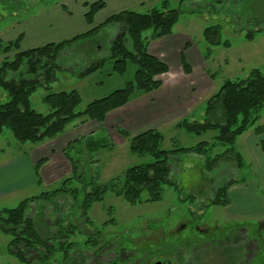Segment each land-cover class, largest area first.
Masks as SVG:
<instances>
[{"label": "rangeland", "instance_id": "374dc122", "mask_svg": "<svg viewBox=\"0 0 264 264\" xmlns=\"http://www.w3.org/2000/svg\"><path fill=\"white\" fill-rule=\"evenodd\" d=\"M81 1L0 0V38L8 42L25 31L30 42L21 43L23 49L34 47L31 46V40L44 38L49 39L48 42L51 39L58 42L71 38L80 31L77 28L63 30L62 26L67 21L60 19V15L57 16L55 11L59 8L68 11L67 13L69 10L74 11L73 20L78 23L80 9L76 2ZM165 1L149 0L145 8L135 7L137 11L146 13L154 8L161 9ZM167 2L168 9L179 6L184 8L178 29H185L190 33L197 48L195 55L199 57L200 54L205 67L208 66L211 84L197 76L193 77L192 81H196L197 86L192 90L193 95H186L188 100L197 102L189 119L202 122L205 119L206 95L218 92L227 80L246 78L253 69H259L264 74V29L256 31L264 28V0H186L184 3L180 0H167ZM212 25L222 27V42L228 41L230 46L224 44L213 46L207 42L204 32ZM250 30L255 31L251 40L246 37L247 31ZM117 32V25H113L93 37L102 45L101 56L107 59L101 69L86 76H78V72L91 62L94 47L86 41H79L72 48H67L59 62L62 69L57 71V80L51 84L49 91L77 90L82 96V103L78 108L80 111L91 101L106 97L116 89L125 87L129 81H133L137 68L133 62L128 63L124 73H117L114 72V61L109 58L111 42ZM148 34L150 32H147ZM13 55L14 53H0V65L5 57L12 59ZM175 64L173 63V67ZM174 69L176 71V67ZM183 70L185 71L184 66ZM49 91L39 87L31 96L32 107L43 114L51 111L43 99ZM149 93L136 90L130 101ZM8 100L7 93L0 88V102ZM150 109L139 111L137 120L130 119V123L140 125L155 123L156 129L163 135L160 144L162 149L193 147L201 141L212 142L216 135L214 131L202 135L188 133L176 127L178 121L160 125L159 119L164 113H160L159 116L157 115L159 110L153 108L149 115ZM259 115L260 118L254 126L236 140V151L243 157L241 166L238 165L236 157L224 158L209 170L205 167L204 156L196 153L174 155L170 159L172 165L170 177L177 187L164 185L161 200L143 201L132 205L124 198L116 196L112 190H108L103 194L102 201L91 204L87 220L82 216L83 199L87 192L98 186L110 184L123 176L128 168L151 162L153 157L133 154L129 140L118 133V128L121 127L114 128L117 135H112L105 129H97L88 138L73 143L69 150V156L76 160L75 172L64 155L70 166V171L65 173L63 168L65 163L60 160L63 156L58 155L44 169L45 176L42 174V168L40 169L38 179L35 167L30 164L29 159L32 157L31 151L39 144L21 142L9 129H5L0 133V211L15 208L26 198L45 192L62 187L68 190L61 191L60 195L49 200L33 203L27 212L29 217H36L43 238L47 236L46 232L61 229L60 233H56L57 249L52 257V264H62L64 260V252L58 245L59 237L62 236L76 244L70 250L71 254L77 256L70 262L72 264H107L115 258L118 259V264H135L137 260L138 264H154L157 261L164 264L169 261L173 264H184V258L177 254L179 250H183L187 256L193 255L192 261H195V264L196 262L245 264L244 259L251 253L253 256L257 255L254 259L253 256L249 258L246 264H264V233H259L262 225L260 218L264 220V216L256 214L232 218L226 213L227 206L211 204L217 188L228 181L253 180L258 184L259 190L253 198L256 207L252 206L255 207V212L261 208L259 201L264 202L262 169L258 168L253 159L254 155L247 146L248 137L254 135L255 127L264 125V106ZM78 121L80 120L69 123L65 129L73 131V126ZM93 141L99 142L92 145ZM224 149L220 146L216 152H222ZM25 156L28 161L21 163L20 169L17 170L16 164L19 160L24 161L22 157ZM69 177L71 179L65 183V179ZM8 186L18 187L5 191ZM3 190L6 194L1 195ZM256 196L261 199H255ZM147 197L148 192H143L142 199L145 200ZM72 223L78 227L74 234L64 229ZM240 226L248 228L251 238L259 233L260 238L257 242L263 247H260L258 253L255 252L259 249L253 247L248 250L249 252L248 247L245 249V246H250L249 237L248 239L241 237L247 230L241 231V237L234 232V229ZM97 230L106 241H102L101 247H95L97 250L90 251V244L87 242L93 238L92 236H97ZM12 238L13 236L5 233L0 226V264H22L9 252ZM121 248L125 249L119 254Z\"/></svg>", "mask_w": 264, "mask_h": 264}, {"label": "trees", "instance_id": "16d2710c", "mask_svg": "<svg viewBox=\"0 0 264 264\" xmlns=\"http://www.w3.org/2000/svg\"><path fill=\"white\" fill-rule=\"evenodd\" d=\"M186 0H181L184 3ZM188 1V0H187ZM88 10L85 19L92 24L95 15L106 6L104 0L85 3ZM184 8L161 9L154 8L146 13L134 10H122L109 16L102 24L93 27L89 31L75 35L58 42H48L44 45L22 49L21 43L24 34L8 42L0 38V53H14L13 58L5 57L0 65V88L3 89L9 100L0 102V133L9 129L14 137L21 142L40 143L47 139H53L65 131L66 126L80 120V124L89 121L103 123L107 115L118 108L127 105L136 90L146 93L158 90L162 86L160 75L169 71V66L149 52V44L173 34L174 27L178 23ZM117 25L118 32L110 46L109 58L114 61V72L124 73L128 63L136 65L135 77L125 87L116 89L106 97L91 101L84 110H78L82 103V96L77 90L52 92L51 84L57 80V71L62 69L60 58L67 48H72L79 41H86L94 47L91 62L78 72V76L89 75L104 65L106 57L101 56L102 45L95 41L103 28ZM264 28L256 31H261ZM150 32V36H147ZM205 38L211 45H227L222 42V27L212 25L205 29ZM255 31H247L246 37L254 38ZM186 72H190V66L183 61ZM44 87L49 92L44 96V102L50 107L48 114L38 112L32 107L31 96L39 88ZM264 106V74L259 69H253L244 79L227 80L218 90L206 100L205 119L200 122L183 118L176 124L177 128L186 132L202 135L209 131L216 132L213 141H201L193 147H176L172 150L162 149V133L157 129H149L139 134H131L124 128H118V133L130 142V150L140 156L150 155L153 161L135 165L128 168L124 175L115 179L106 186H98L87 192L83 199L82 216L86 220L88 209L96 201H102L103 194L112 190L116 196L124 198L128 203L135 205L143 201L156 202L162 199L163 186L166 184L177 187L171 179L172 156L184 153H196L205 157V167L213 169L221 159L236 157L239 166L243 164L242 155L236 151L235 143L239 136L254 126L260 118V110ZM257 136L264 134V125L255 127ZM68 144L64 155L69 160L73 171L77 169L76 160L69 156V150L73 143ZM98 143L99 141H95ZM92 142V145L95 144ZM264 152V139L259 143ZM225 149L216 152L220 147ZM47 162L42 159L35 164V173L40 179V169ZM71 178L65 179L67 183ZM41 181V180H39ZM237 181L230 180L217 188L211 204L228 206L231 202L229 189ZM65 187L45 192L38 196L26 198L15 208H5L0 211V226L5 233L13 236L9 243V252L17 257L22 264H52V257L57 249V231L46 232L43 238L38 229L36 217H29L27 212L30 206L41 200H49L61 194ZM148 192V197L143 200V192ZM85 220V221H86ZM60 221V220H58ZM92 221V220H90ZM46 224V223H45ZM76 224H70L65 228L70 234H74ZM63 232V231H62ZM58 233V234H59ZM97 230V236H92L87 243L90 251L102 246L104 236ZM59 249L64 252L62 264H72L76 254H71V248L76 245L63 236L59 237ZM125 248H121L123 251ZM97 250V249H96ZM119 251V254H120ZM34 254V256H33ZM77 257V256H76ZM115 258L107 264H118Z\"/></svg>", "mask_w": 264, "mask_h": 264}, {"label": "crops", "instance_id": "0c3cea01", "mask_svg": "<svg viewBox=\"0 0 264 264\" xmlns=\"http://www.w3.org/2000/svg\"><path fill=\"white\" fill-rule=\"evenodd\" d=\"M104 1L106 2L105 8H103L95 15L92 24H88L85 19V13L88 10V7L85 6V3H92L94 2L93 0L92 1L82 0L79 3L76 2L77 3L76 6L79 5V9H80L78 23L73 20L74 11L69 10L70 12L67 13L68 11H65L63 8L62 9L59 8L58 10L56 9L55 11L56 15L57 16L60 15V19H62L63 21H67L65 22V24H63L62 29L65 31H69V30H73L74 28H77L78 31H80L79 33L76 34L78 35L86 31H89L93 27L102 24L109 16H111L114 13H117L122 10L135 11L136 10L135 6H141L142 8H145L149 0H104ZM163 7L168 8L167 0L164 2L162 8ZM179 21L177 25L174 27L173 34L157 40H152L149 44V52L169 66V72L166 74H162L158 77L162 81V86L158 90L152 91L144 96L141 95L138 98L130 101L127 105L111 111L107 115L106 120L103 123H98L96 121H89L85 124H80L79 123L80 121H78L73 126L74 127L73 131L71 130L69 131L65 129V131L60 135H58L57 137L37 143L39 144V146H37L31 151L32 157H30L29 159L30 164L34 165L35 167V164L37 162H39L42 159H47V162L42 166V174L43 176H45L46 172L44 171V169H46V166L48 165V163H50V161L56 159L55 156L59 155V156H63L62 159L60 160L61 162L63 161L62 163H65L64 165L65 167H63L65 168V173L69 172L70 171L69 163H67V160L64 158L65 157L64 151L66 147L68 146L69 143L75 140H78L80 138H88L92 134V132H94L97 129H105L108 133L111 132L112 135L113 134L117 135L116 131L114 130L115 127L124 128L133 134L142 133L149 129H156L157 125L155 123H145L142 125H140L139 123L138 124L130 123V119L132 121H136L137 113L139 111L144 110L145 108H151L149 115H151V111L153 110V108L159 110L157 112V115H159L162 112L164 113L163 117L161 116V118L159 119L161 120V123H159L160 125L168 124L169 122H175L183 118L191 117V112L195 104L197 103V102L195 103L194 100L193 102L191 100H188L187 99L188 97H186L187 94L190 96L193 95L192 90L195 89L197 86L196 81H192L193 80L192 78L197 76V78H200L201 80L210 83V79H209L210 74L208 73V69H207L208 66L206 65L205 67V63L202 61L200 54L198 57V55H195L194 53L195 51H197V48L194 45L190 33L187 32L185 29L183 30L178 29ZM108 27L109 26L103 28L102 31H104ZM22 33L24 34L22 44L30 42L28 41L26 32L23 31ZM63 34H67V33H63ZM147 36H150V34H148ZM48 41L49 39H44V38L31 40L32 42L31 46L34 47L41 46L40 44L45 42L48 43ZM50 42H53L52 39ZM183 61H186V63H188V65L190 66L191 72L189 74H187L183 70V65H182ZM173 63H176L175 64L176 71L174 69L175 67H173L174 66ZM209 96L211 95H206L205 100H207ZM156 104L157 106H155ZM262 139H264V134L257 136L254 133V135L248 137L247 146L254 155L253 159L255 163L258 165V168L262 169L261 175L263 176V180H264V152L262 151L259 145ZM22 158L24 161L19 160L18 163L16 164L17 170L20 169L21 163L23 164V162L28 161L27 156ZM17 187L8 186V188L4 190L11 191V190H15L14 188ZM4 190L2 191L1 195L6 194ZM258 190H259L258 184L253 180L237 181V183L234 184L229 189V197L231 202L226 207L227 215L231 216L232 218H241V217L243 218L245 216L249 217V216H254L256 214L258 215L260 214L264 216V202H262L261 200L259 201L261 208L257 212H255L254 209L256 207L255 205L256 202L255 200H253V198L255 197L254 194L257 193ZM255 199L259 200L261 199V197L256 196ZM252 205H254L255 207H253ZM260 222L262 225L260 226L259 233H264L263 218H260ZM204 230L206 231L207 229L205 228ZM242 230H247V232L243 233L244 236H242V232H241ZM234 232L240 235V237L242 236L241 238H246V239H248L250 234L246 226L237 227L234 229ZM259 233L255 234L256 235L255 237L252 238L249 237V242H250L249 251L251 250L252 247L255 249H259L256 252L252 249L255 253H258L260 251V247L262 245H259L257 242L260 238ZM256 255L257 254L253 256V254L251 253L249 255L250 257L249 256L247 257V260L252 256H253L252 259H254ZM251 260L248 263H250Z\"/></svg>", "mask_w": 264, "mask_h": 264}, {"label": "flooded vegetation", "instance_id": "af4514ba", "mask_svg": "<svg viewBox=\"0 0 264 264\" xmlns=\"http://www.w3.org/2000/svg\"><path fill=\"white\" fill-rule=\"evenodd\" d=\"M246 239V238H245ZM245 246V245H244ZM247 247H248V249H247ZM245 249H247V251L249 250V246H245ZM243 251H241V253H242ZM120 253H123V252H121L120 251ZM177 254H178V256L180 255L181 256V258L183 257L184 258V264H190L191 262H195V261H192V258H194L193 257V255H191V256H187V253H185L183 250H179L178 252H177ZM242 255H243V253H242ZM122 256V255H121ZM182 261H183V259H182ZM246 261H247V257L244 259V262H245V264H246ZM158 262V261H157ZM139 263V261L137 260V262L135 263V264H138ZM163 263V262H162ZM155 264V263H154ZM164 264V263H163ZM166 264H173L171 261H169V262H166ZM195 264V263H194ZM196 264H197V262H196Z\"/></svg>", "mask_w": 264, "mask_h": 264}, {"label": "water", "instance_id": "95a60500", "mask_svg": "<svg viewBox=\"0 0 264 264\" xmlns=\"http://www.w3.org/2000/svg\"><path fill=\"white\" fill-rule=\"evenodd\" d=\"M155 264H163L161 261L156 262Z\"/></svg>", "mask_w": 264, "mask_h": 264}]
</instances>
